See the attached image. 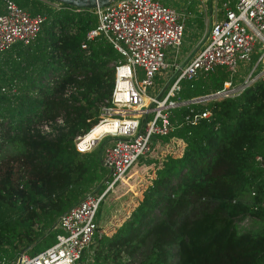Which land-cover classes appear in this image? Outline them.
I'll return each mask as SVG.
<instances>
[{
  "label": "trees",
  "instance_id": "trees-1",
  "mask_svg": "<svg viewBox=\"0 0 264 264\" xmlns=\"http://www.w3.org/2000/svg\"><path fill=\"white\" fill-rule=\"evenodd\" d=\"M14 1L44 19L31 41L0 52L2 260L50 245L58 217L92 187L100 190L98 146L80 152L74 139L97 122L121 59L102 36L85 39L96 24L92 8ZM226 76L216 67L192 86L183 80L179 94L215 90ZM203 108L208 118L186 123ZM169 121L137 171L133 165L109 193L122 196L148 179L110 216L91 264H264V78L232 97L171 108ZM98 128L84 141L109 125Z\"/></svg>",
  "mask_w": 264,
  "mask_h": 264
},
{
  "label": "built area",
  "instance_id": "built-area-1",
  "mask_svg": "<svg viewBox=\"0 0 264 264\" xmlns=\"http://www.w3.org/2000/svg\"><path fill=\"white\" fill-rule=\"evenodd\" d=\"M2 1L0 52L16 42L31 41L44 19L43 14L31 13L14 0ZM220 8L222 17L210 23L198 51L183 64L172 63L176 74L162 94L145 89L155 72L167 67L164 49L175 50L181 44L183 13L162 0H112L93 8L96 24L85 33V39L100 35L121 56L114 65L109 100L100 106L95 123L108 124L109 129L86 141L84 133L74 139V147L80 152L97 140L103 141L99 162L106 173L99 181L101 188L98 192L96 188L86 191L58 217L60 233L50 245L32 253L18 252L10 259H0V264H81V257L84 264H91L86 254L101 233L95 220L100 202L136 161L146 156L153 137L170 131V109L232 97L256 78H264V0H222ZM80 47L86 48V42L81 41ZM242 63L249 67L235 82ZM216 67L223 68L227 75L220 87L190 97L179 94L183 80L192 86L197 77ZM209 116L210 111L203 108L183 118L192 124ZM49 127V122L41 125L46 131ZM255 158L260 160L259 155Z\"/></svg>",
  "mask_w": 264,
  "mask_h": 264
},
{
  "label": "crops",
  "instance_id": "crops-1",
  "mask_svg": "<svg viewBox=\"0 0 264 264\" xmlns=\"http://www.w3.org/2000/svg\"><path fill=\"white\" fill-rule=\"evenodd\" d=\"M187 1L191 3L192 9L191 8L184 9L183 8L184 6H182L181 9H177L179 12L183 13V17H184V20H183L184 29H183V37H182L181 44L175 50L171 47H166L164 49V61L166 62L167 67H165V72L163 76L159 79L157 84H155L154 87L152 88L151 90L152 93L153 92L156 94L164 93L165 89L167 88V86L169 85V83L172 81L173 77L176 74V70L173 67H171L172 63L176 62L178 64H183L192 55H194L198 51V49L203 45L210 23L216 19L221 18L223 15V12L220 8V2L222 0H217V5L215 4L211 9L200 6V3H198L195 0H187ZM55 2L57 3V5L54 4ZM59 3L60 2L54 1L53 2L54 5H50V6L56 8ZM171 3L173 2L168 1L167 4L172 5ZM3 9H4L3 1L0 0V13L3 11ZM31 13H36V12H31ZM246 65H247L246 63L241 64V68L244 71H246L249 67L247 65L248 67L246 69ZM243 74H239V79ZM145 158L146 156L141 159L140 163L143 160H145ZM130 202L131 200H128L129 204ZM128 203L127 205H129Z\"/></svg>",
  "mask_w": 264,
  "mask_h": 264
},
{
  "label": "rangeland",
  "instance_id": "rangeland-1",
  "mask_svg": "<svg viewBox=\"0 0 264 264\" xmlns=\"http://www.w3.org/2000/svg\"><path fill=\"white\" fill-rule=\"evenodd\" d=\"M41 1H43L44 3H46L48 5H54L53 4L54 0L53 1L52 0H41ZM163 1H165L167 3H168V1H172L173 3H171V4L175 8H177V9H181L182 6H184L183 7L184 9H188V8H191L192 9L191 3H189V1H187V0H163ZM195 1H197L198 3H200V6L207 7V8H210V9L215 4L217 5V0H195ZM193 4H194V2H193ZM182 37H183V35H182ZM247 67L248 66L246 65V69H247ZM238 71L239 72L234 77L235 78L234 79L235 82L239 80V74L245 73V71L242 68H239ZM164 72H165V68H161V67L155 72V74H154V76L152 78L151 84H149V85L146 86L145 92H151L152 88L154 87L155 84H157V82L159 81V79L163 76ZM52 125H53V123H52ZM100 125H101V123L93 126L91 128V130H89L87 132V134L83 137V139L86 138V137H89V136L91 137L99 129L98 127H100ZM52 131H53V128H52ZM102 144H103V141L102 140H97V142L95 144H93L89 149H87V151L90 150L93 147L98 146V149L97 150H98V153H99ZM140 161H141V159L136 161V163L134 164V165H136V167L133 166V170L134 171H132V172L137 171V169H138L137 167H140L141 166V165H138V163H140ZM150 172H153V171L151 170ZM105 173H106V170L104 169V174H102L101 178L105 175ZM144 176H145L144 179L138 178V181L139 182L135 184V187H132V188H134V191H127L124 194H122V196L120 195L121 193L119 195H116V196H114L111 193V194H109L108 197L106 196L103 199L104 200L103 203L100 202V204L98 206V210L96 211V214H95V217H96L97 214L100 213V211H101L100 215L98 216V219L96 220V223H97L99 232H103L105 230L107 224H111V221L109 222L110 216L111 215H114L117 212V210H119V209L121 210V208L123 207L122 205H124V206L127 205L128 200L129 199H132L133 195H135L138 192V189L137 188L139 187V185L144 180H146V175H144ZM140 187H141V185H140ZM94 188H96V186L92 187V189H94ZM119 201H120V203H119ZM117 202H118V205H117ZM100 206H102V208H100ZM243 222H245V219H243V220L240 221L241 224ZM94 243H93V245H94ZM24 249H27V250H25L26 252L32 253L36 249V247H33L32 249H28V247H27V248H24ZM86 255H87V259H90L91 258V251L88 252Z\"/></svg>",
  "mask_w": 264,
  "mask_h": 264
},
{
  "label": "water",
  "instance_id": "water-1",
  "mask_svg": "<svg viewBox=\"0 0 264 264\" xmlns=\"http://www.w3.org/2000/svg\"><path fill=\"white\" fill-rule=\"evenodd\" d=\"M54 1L71 5L74 7L94 8L96 6H104L112 0H54Z\"/></svg>",
  "mask_w": 264,
  "mask_h": 264
},
{
  "label": "bare ground",
  "instance_id": "bare-ground-1",
  "mask_svg": "<svg viewBox=\"0 0 264 264\" xmlns=\"http://www.w3.org/2000/svg\"><path fill=\"white\" fill-rule=\"evenodd\" d=\"M95 125H96V124H95ZM95 125H93V126H95ZM93 126H92V127H93ZM92 127H91V128H92ZM90 130H91V129H90ZM148 152H149V151H148ZM131 168H132V167H131ZM131 168H130V169H131ZM126 174H127V173H126ZM124 176H125V175H124ZM124 176H123V177H124Z\"/></svg>",
  "mask_w": 264,
  "mask_h": 264
}]
</instances>
